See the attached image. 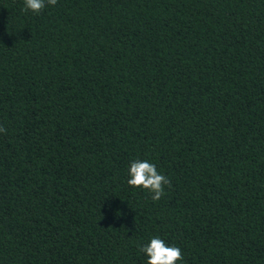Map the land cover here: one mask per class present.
<instances>
[{
  "label": "trees",
  "instance_id": "1",
  "mask_svg": "<svg viewBox=\"0 0 264 264\" xmlns=\"http://www.w3.org/2000/svg\"><path fill=\"white\" fill-rule=\"evenodd\" d=\"M23 8L0 0V264H147L154 237L264 264V0Z\"/></svg>",
  "mask_w": 264,
  "mask_h": 264
},
{
  "label": "clouds",
  "instance_id": "2",
  "mask_svg": "<svg viewBox=\"0 0 264 264\" xmlns=\"http://www.w3.org/2000/svg\"><path fill=\"white\" fill-rule=\"evenodd\" d=\"M49 5L55 6L57 0H47ZM45 7V0H24L23 11H32L39 13ZM6 129L0 127V132ZM129 186L142 187L152 193V200L158 201L165 193L164 186H170V180L165 175L157 171L156 166L147 160H135L129 168ZM139 251L147 256V264H176V261L182 260L181 249L176 246H168L164 240L159 237L151 239L150 243L142 246Z\"/></svg>",
  "mask_w": 264,
  "mask_h": 264
}]
</instances>
